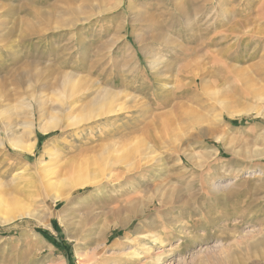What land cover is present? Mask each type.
Listing matches in <instances>:
<instances>
[{
	"label": "rangeland",
	"instance_id": "obj_1",
	"mask_svg": "<svg viewBox=\"0 0 264 264\" xmlns=\"http://www.w3.org/2000/svg\"><path fill=\"white\" fill-rule=\"evenodd\" d=\"M116 2L0 0V217L14 198L38 215L0 221V264H264V0ZM59 72L83 81L68 99ZM85 78L136 106L77 120ZM162 111L149 153L136 130ZM55 116L69 126L40 132Z\"/></svg>",
	"mask_w": 264,
	"mask_h": 264
},
{
	"label": "bare ground",
	"instance_id": "obj_2",
	"mask_svg": "<svg viewBox=\"0 0 264 264\" xmlns=\"http://www.w3.org/2000/svg\"><path fill=\"white\" fill-rule=\"evenodd\" d=\"M121 4H123V0H117V2H116V4L114 3V5H113V7L114 6H119V5H121ZM106 9H108V8H106ZM169 40V39H168ZM157 64H153L152 65V68H155V66H156ZM158 66V65H157ZM202 69V68H201ZM152 71V70H151ZM199 72H200V69H199ZM197 73V74H201V73ZM202 72V71H201ZM60 73V72H59ZM58 73V74H59ZM75 73V72H74ZM197 74H195L194 75V82L193 83H195L196 81H201V82H199L201 85H203V77H202V79L197 75ZM78 78V77H77ZM76 78V76L75 75H72V74H70V73H68V72H61L59 75H57V79L55 78V80L53 81V83H51V84H46L49 88H50V86H56V88L58 87L59 88V91H60V97L62 98H66V99H68V98H70L69 96L71 95V96H73V94L74 93H72V92H74L75 90H74V85L78 82V81H80L79 83H81V79H77ZM86 80L88 79V78H85ZM95 80V79H94ZM88 81V90L87 91H91V87H93L94 88V90L89 94V96H87V100L86 101H83V103L80 105V109L79 110H86V109H89V110H91L92 109V107H93V111H92V113L91 114H89V116H87V117H85V118H81V119H77V120H92L93 118H103L104 116H107L108 117V115L109 114H115V116H116V114L117 113H119V112H121V111H126V110H123V109H126V108H129V107H133V106H136L135 104V100L133 101L134 102V104L133 105H130V106H128V104L130 103H128L127 101H126V99L127 98H129V99H131V100H133V97L132 98H130V97H127V93L125 94V93H123V92H117V91H114V90H112V88H111V86H113L112 85V83H106L105 82V84H104V86H102V87H95L94 86V84H92L91 86H90V80L88 79L87 80ZM45 82V81H44ZM48 82V81H47ZM83 82V81H82ZM86 82V81H85ZM49 83V82H48ZM92 83H94V82H92ZM45 84V83H44ZM43 84V85H44ZM86 84H87V82H86ZM212 84V83H211ZM42 85V86H43ZM46 85H45V88H46ZM80 85V84H79ZM83 85H84V83H83ZM83 85L81 86V88L83 87ZM98 85V84H97ZM76 86H78V85H76ZM75 86V88H76V90H77V87ZM90 86V87H89ZM44 87V86H43ZM127 87V86H126ZM79 88H80V86H78V91H81V90H79ZM84 88V87H83ZM72 89H73V91H72ZM86 89V88H85ZM84 89V90H85ZM83 90V89H82ZM75 92H77V91H75ZM85 92V91H84ZM35 94V93H34ZM34 94H31L32 96H30L31 98H29L28 100V102H27V108L30 110V111H33V109H34V107H38V105H39V99H35L34 98ZM36 96V95H35ZM129 96H130V94H129ZM37 97V96H36ZM156 98L157 99H160V98H158V96H156ZM214 98H215V96H214ZM84 99V98H83ZM63 100V99H62ZM75 100H76V98H75ZM155 100V99H154ZM125 101H126V103H127V105H124L125 104ZM129 101V100H128ZM155 102V101H154ZM169 98L166 96V97H164L162 100H160L159 101V103L158 104H156V106H155V108H154V110H159L160 108H164L166 105H168L169 104ZM61 103V102H60ZM75 103H76V101L74 102V101H72V103L71 104H69L68 106H64V103H61L59 106H62L64 109V111L65 110H67V112H68V114H67V117H66V119H70L71 117H72V112H73V107H74V105H75ZM202 105V104H201ZM126 106V107H125ZM40 107V106H39ZM61 107V108H62ZM77 107V108H78ZM134 108V107H133ZM138 108V107H137ZM176 109V108H175ZM185 109V108H184ZM130 110V109H129ZM59 111V110H58ZM141 112L143 113H145V114H148V112H151V109H150V106L149 105H146V106H144L142 109H141ZM170 111H162V112H160V113H154V116L151 118V119H149V120H146V119H144V121H143V126L142 127H139L136 131L137 132H139V131H141V133L144 135V142H145V147H147L148 148V151H149V153H155V151H156V149H157V145H158V140H160L159 139V137H161L162 135H166V134H168L169 135V132L171 131V123L170 122H172L173 123V121H171L169 118H171L170 116H169V113ZM186 112V111H185ZM187 112H189V111H187ZM122 113V112H121ZM138 113H139V111H138ZM141 114V113H140ZM111 115V116H112ZM164 116H167L166 117V119H163L164 118ZM181 117V116H180ZM182 118V117H181ZM52 123L50 124V125H47V126H43V125H41V124H39V131L41 132H46L47 130H49V129H63V128H65V127H67V126H69V125H64V124H61L60 123V117H57V116H55V118L54 119H52ZM74 121L75 120H71L70 121V123H71V125H74V124H77L76 122L74 123ZM105 121V120H104ZM119 131V130H118ZM135 131V132H136ZM172 132V131H171ZM131 133H134V132H131ZM124 135V134H123ZM126 135H128V134H126ZM126 135H124L125 136V138H126ZM131 136H132V134H130ZM157 135H159V137H157ZM123 138V137H122ZM162 138V137H161ZM263 138V137H262ZM223 140V139H222ZM264 140V139H263ZM2 143L3 142H1L0 141V145H2ZM10 144H11V146H13L14 148H15V150H17V151H31V149L33 148V145H25V146H23L19 141H10ZM146 148V149H147ZM48 148H46V150H47ZM145 150V149H144ZM147 152V151H146ZM183 152V151H182ZM186 152V151H185ZM49 153V152H48ZM48 153H46V154H48ZM145 155H146V153H145ZM156 155H158V154H156ZM190 153H187V156H189L190 157ZM151 157H152V154H151ZM188 158V157H187ZM153 160V159H152ZM162 161V160H161ZM154 162V161H153ZM152 162V164H154ZM158 162V161H157ZM146 163V162H145ZM42 164H43V162H42ZM162 164H163V161H162ZM49 165V164H48ZM142 165H144V164H142ZM142 165H140V166H142ZM140 166H139V168H140ZM150 167V166H149ZM146 168V167H145ZM151 168V167H150ZM157 168V167H156ZM135 170L134 168H129L128 169V171L129 170ZM45 170V169H44ZM143 170V169H142ZM46 171V170H45ZM127 171V172H128ZM139 171V170H138ZM144 171H145V169H144ZM126 172V173H127ZM140 172V171H139ZM20 175H21V173L19 172V173H16V174H14L13 175V177H14V179L15 180H18V178H20ZM111 177V176H110ZM129 177V176H128ZM118 177H116L115 179H117ZM104 179H106V180H108L109 178H106V177H104ZM126 179V178H125ZM100 179H92V180H85L84 178H79V179H77V180H75V182H74V187H77V185L78 186H85V185H89V186H92L93 188H94V190H92V191H90V194H94V193H98V194H104L105 193V189H104V187H102L101 185H100V181H99ZM50 183V182H49ZM71 184V183H70ZM71 187H70V189H72V188H74V187H72V184L70 185ZM124 187V186H123ZM130 187V186H129ZM133 189H135V187H133ZM136 190H138L137 188H136ZM69 191V190H68ZM67 190H66V193L68 192ZM135 191V190H134ZM65 193V191H62V192H60V194L59 193H56V194H54V192H53V195L50 197V199H51V201L52 202H56V200H66L67 199V196H66V194H64ZM87 200L88 199V196L86 197V198H84L83 200ZM26 202H27V200H26ZM11 206H17L18 208H19V210H17L12 216H10L9 218H3V217H0V221H2V222H8V221H10V219H12L14 216H31V217H38V215H36L35 214V210H34V208L31 206V205H27V203L25 204V203H23V202H21V201H19V200H17L16 198H14V199H12L11 201H10V207ZM80 222V221H79ZM81 222H83V221H81ZM78 223V225L80 226V228H77L76 229V233H75V235L76 236H79L78 234H79V232H80V230H82V228L84 227V224L82 225V223ZM106 229L107 228H105L104 227V229H101L100 230V232L99 233H101V234H105V231H106ZM100 236H102V235H100ZM106 236H104V238H105ZM101 238V237H100Z\"/></svg>",
	"mask_w": 264,
	"mask_h": 264
},
{
	"label": "trees",
	"instance_id": "obj_3",
	"mask_svg": "<svg viewBox=\"0 0 264 264\" xmlns=\"http://www.w3.org/2000/svg\"><path fill=\"white\" fill-rule=\"evenodd\" d=\"M38 232L42 235V236H46L49 239H52V236L49 235V233L46 230H41L39 229Z\"/></svg>",
	"mask_w": 264,
	"mask_h": 264
}]
</instances>
